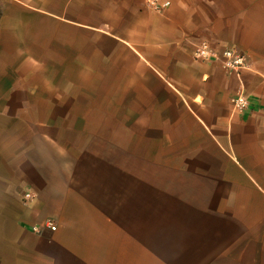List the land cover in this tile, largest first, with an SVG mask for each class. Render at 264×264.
Masks as SVG:
<instances>
[{
	"label": "crops",
	"instance_id": "obj_1",
	"mask_svg": "<svg viewBox=\"0 0 264 264\" xmlns=\"http://www.w3.org/2000/svg\"><path fill=\"white\" fill-rule=\"evenodd\" d=\"M169 1L162 13L146 0H0V264H45L70 250L65 230L44 229L46 218L65 217L46 190L37 128L87 124L47 118V90L29 86L31 71L133 80L134 94L149 96L150 125L173 144V161L144 163L139 188L127 189L143 214L137 222L149 223L140 193L151 186L153 204L170 211L154 209L149 227L178 233H150L187 239L182 264H264V0ZM205 42L245 59L240 79L219 60L196 57ZM241 92L250 105L239 113L231 100ZM165 217L187 224L160 226Z\"/></svg>",
	"mask_w": 264,
	"mask_h": 264
},
{
	"label": "rangeland",
	"instance_id": "obj_2",
	"mask_svg": "<svg viewBox=\"0 0 264 264\" xmlns=\"http://www.w3.org/2000/svg\"><path fill=\"white\" fill-rule=\"evenodd\" d=\"M30 74L29 86L47 90V118L87 124L37 128L39 135H45L46 190L51 192L49 196L61 200L60 209L67 220L53 216L46 219H55L58 229L70 237V250L63 259H48L45 264H140L136 234L141 229L155 234L178 233L138 223L141 209L130 206L127 197V189L133 195L139 188L144 163L164 167L173 161L167 158L169 152L172 155L173 144L163 141L164 128L150 125L149 96L134 94V82L129 79L48 78L36 71ZM26 80L17 79L16 84ZM12 114L14 118L24 117L18 111ZM36 116L31 112V117ZM65 129L72 133L66 134ZM30 140L32 143V137ZM171 168L175 169V164ZM158 184L155 179V186ZM112 186L120 187L117 196H110ZM32 197L25 194V199ZM118 202L125 208L117 206ZM108 216L113 217L112 223L105 221ZM65 221L68 228H63Z\"/></svg>",
	"mask_w": 264,
	"mask_h": 264
},
{
	"label": "trees",
	"instance_id": "obj_3",
	"mask_svg": "<svg viewBox=\"0 0 264 264\" xmlns=\"http://www.w3.org/2000/svg\"><path fill=\"white\" fill-rule=\"evenodd\" d=\"M153 192L154 190L151 188V186L145 185L140 193L142 198L147 200L146 203L144 202V204L141 205H143L144 208V210L142 208V211L145 212L144 217H149L147 219L149 221V223L147 222L149 226L155 224L154 221L150 220V214L154 211V209H157L158 213H167L170 211L169 208H167V202H162L159 204L160 206H155L153 204V200H150L151 193ZM162 196L163 198L167 197L166 191L164 192V188L160 193V197ZM180 207L182 211L187 210L190 212V207L183 205ZM105 221L107 223H112L113 217L108 216ZM142 224L144 225V223ZM158 224L164 227H176L186 225L187 223L182 221L176 222L165 217L162 219V222L159 221ZM136 244L140 264H182L184 251L186 248H188V240L184 237L158 236L148 233L142 229L141 232L136 234ZM195 247L198 249V244H196Z\"/></svg>",
	"mask_w": 264,
	"mask_h": 264
},
{
	"label": "built area",
	"instance_id": "obj_4",
	"mask_svg": "<svg viewBox=\"0 0 264 264\" xmlns=\"http://www.w3.org/2000/svg\"><path fill=\"white\" fill-rule=\"evenodd\" d=\"M148 7L156 12H165L169 9L171 2L169 0H146ZM196 57L200 60H219L227 70L235 72L240 79V71L246 67L245 59L232 50L217 52L213 50L208 43H202L196 50ZM233 110L244 112L249 108V100L244 93H239L231 100ZM44 227L50 231H56L57 225L54 220L48 219Z\"/></svg>",
	"mask_w": 264,
	"mask_h": 264
}]
</instances>
